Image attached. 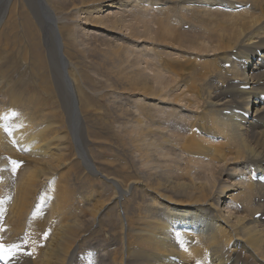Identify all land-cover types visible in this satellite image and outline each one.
<instances>
[{"label":"bare ground","instance_id":"6f19581e","mask_svg":"<svg viewBox=\"0 0 264 264\" xmlns=\"http://www.w3.org/2000/svg\"><path fill=\"white\" fill-rule=\"evenodd\" d=\"M87 1L95 8L96 0ZM116 1L106 2L101 11L120 3ZM193 1L198 4L200 0ZM225 1L231 2L227 6H249L226 12L242 18L233 32L234 39L211 46L214 57L199 83L201 88L213 86L202 99L207 124L201 130L212 131L216 140L206 147L204 155L193 140L179 148L190 156L205 157L220 168L218 174L227 183L224 187L220 183L222 188L215 196V187L212 190L189 175L184 182L164 187V192L192 200L176 203L162 194L163 204L149 205L158 218L144 216L143 220H136L135 227L127 225L112 235L121 244L126 264H264V185L252 181L248 174L254 167L264 178V0H221L220 4ZM38 2L41 9L35 21L43 33L46 53L39 43H33L30 50L15 54L10 71L0 64V244L11 250L6 253L8 259H0V264H72L73 258V264H81L76 252H80L88 237L79 229V222L87 220V215L96 221L108 214L110 208H116L119 198H128V189L120 188L115 179L96 170L81 142L80 128L75 136L78 158L88 172L100 176L113 188L107 204L90 208L82 203L72 204L76 189L67 185L69 179L65 175L64 184L54 186L52 192L46 194L40 187L66 163L67 158L60 156L64 144L57 140L52 145L39 139L48 121L42 119L45 103L38 101L33 87L26 91L18 87L27 73H34L47 90L61 94L63 91L72 108L71 116L66 112V125L71 132L80 113L55 29L56 17L45 0ZM15 8L13 0H0L2 39L17 28ZM247 12L250 14L244 15ZM46 28L51 29V43ZM245 85H249L246 90ZM228 110L229 115L223 114ZM18 160L23 164L13 170V162L17 165ZM73 161V166L77 165L74 158ZM230 164L233 166L228 168L226 165ZM148 189L160 196L157 190ZM106 208L107 212H102ZM37 216L40 219L34 222ZM21 248L30 250L31 256ZM106 260L107 264H121L114 255Z\"/></svg>","mask_w":264,"mask_h":264},{"label":"rangeland","instance_id":"374dc122","mask_svg":"<svg viewBox=\"0 0 264 264\" xmlns=\"http://www.w3.org/2000/svg\"><path fill=\"white\" fill-rule=\"evenodd\" d=\"M108 1L96 0L93 8L87 0H45L57 20L55 29L80 113L72 132L66 125L72 108L63 91L47 90L34 73H25L26 79L18 87L23 91L33 87L38 101L45 103L42 119L48 121L39 139L52 145L57 140L64 144L60 156L67 158L66 163L40 185L46 194L64 184L63 175L69 179L67 185L76 189L72 204L103 207L113 194L103 178L81 164L75 138L79 128L85 152L96 170L128 189V198H119L116 208L102 211L113 216L104 213L95 221L87 215V220L79 222V229L88 237L81 253L76 252L81 264L99 259L105 260L100 264H107L109 255L126 264L121 244L112 239L120 228L135 227L136 220L144 216L158 218L149 205L163 204L162 194L176 203L192 200L164 192V187L184 182L189 175L212 190L215 187V196L222 188L220 183L223 187L227 183L218 174L220 168L179 147L193 140L204 155L206 147L216 140L210 130H202L203 135L193 131L207 124L202 99L213 89L211 85L201 88L199 83L214 57L211 46L234 39L233 32L242 17L226 13L235 11H221L223 14L211 8L221 0H212L209 7H205V0L198 4L193 0H117L118 5L101 11ZM13 3L17 28L0 38V64L6 71L12 69L10 61L15 54L30 50L33 43H39L46 53L43 33L35 21L40 3ZM155 3L161 6L155 11L144 6ZM3 28L0 26V32ZM46 31L51 43V29ZM72 157L77 165L73 166ZM148 188L157 190L160 196H154ZM50 197L47 200L52 201Z\"/></svg>","mask_w":264,"mask_h":264},{"label":"snow or ice","instance_id":"6c2138e0","mask_svg":"<svg viewBox=\"0 0 264 264\" xmlns=\"http://www.w3.org/2000/svg\"><path fill=\"white\" fill-rule=\"evenodd\" d=\"M14 168L13 170H15V167H17L18 165L15 164V162H13ZM46 235V234H45ZM15 247V246H14ZM11 250L6 248L5 245L0 244V259L3 260H7L8 259V255L6 253L10 252Z\"/></svg>","mask_w":264,"mask_h":264}]
</instances>
